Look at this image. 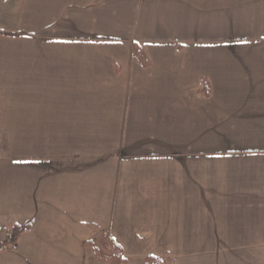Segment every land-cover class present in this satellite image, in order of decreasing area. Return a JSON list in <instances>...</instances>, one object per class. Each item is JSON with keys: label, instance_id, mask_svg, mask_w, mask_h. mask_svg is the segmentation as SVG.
Returning a JSON list of instances; mask_svg holds the SVG:
<instances>
[{"label": "crops", "instance_id": "0c3cea01", "mask_svg": "<svg viewBox=\"0 0 264 264\" xmlns=\"http://www.w3.org/2000/svg\"><path fill=\"white\" fill-rule=\"evenodd\" d=\"M143 48L148 65L134 55ZM0 264H264V0H0Z\"/></svg>", "mask_w": 264, "mask_h": 264}, {"label": "trees", "instance_id": "16d2710c", "mask_svg": "<svg viewBox=\"0 0 264 264\" xmlns=\"http://www.w3.org/2000/svg\"><path fill=\"white\" fill-rule=\"evenodd\" d=\"M135 57L140 60L143 65L149 64V59L146 57L144 50L140 46L134 49ZM30 227V224L15 226L8 240L0 241V251L16 247L18 236ZM86 245L93 249L96 257L111 264H122L127 262V258L122 254V249L112 235L108 232H103L99 238H92L86 242ZM145 264H168L167 260L157 257L148 256L145 259Z\"/></svg>", "mask_w": 264, "mask_h": 264}]
</instances>
